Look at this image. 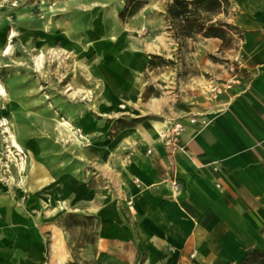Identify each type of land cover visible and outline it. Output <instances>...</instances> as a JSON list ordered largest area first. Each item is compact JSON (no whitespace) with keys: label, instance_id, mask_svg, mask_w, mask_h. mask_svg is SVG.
Masks as SVG:
<instances>
[{"label":"rangeland","instance_id":"1","mask_svg":"<svg viewBox=\"0 0 264 264\" xmlns=\"http://www.w3.org/2000/svg\"><path fill=\"white\" fill-rule=\"evenodd\" d=\"M226 1L214 22L226 23ZM169 3L121 19L127 0H0V191L48 224L56 264L90 261L96 222L72 197L51 203L49 186L55 196L69 176L117 195L110 169L125 162L114 153L142 148L156 123L164 142L166 127L197 119L204 87L239 50L238 30L216 51L201 35L175 38ZM63 119L81 144L61 135Z\"/></svg>","mask_w":264,"mask_h":264},{"label":"crops","instance_id":"2","mask_svg":"<svg viewBox=\"0 0 264 264\" xmlns=\"http://www.w3.org/2000/svg\"><path fill=\"white\" fill-rule=\"evenodd\" d=\"M228 1L240 84L214 101L204 87L197 122H182V150L165 147L153 125L142 148L115 151L125 162L110 169L117 195L69 176L55 196L49 186L51 203L72 197L96 222L90 261L78 264H240L247 251L264 252V0ZM206 41L214 51L221 44ZM46 231L41 217L0 191V264H56Z\"/></svg>","mask_w":264,"mask_h":264},{"label":"trees","instance_id":"3","mask_svg":"<svg viewBox=\"0 0 264 264\" xmlns=\"http://www.w3.org/2000/svg\"><path fill=\"white\" fill-rule=\"evenodd\" d=\"M152 0H127L120 18L132 17L144 4ZM166 19L169 21L175 38H191L201 35L204 38H217L222 42L235 27L223 22H214L221 14H226V0H169ZM240 264H264V252L249 250Z\"/></svg>","mask_w":264,"mask_h":264},{"label":"built area","instance_id":"4","mask_svg":"<svg viewBox=\"0 0 264 264\" xmlns=\"http://www.w3.org/2000/svg\"><path fill=\"white\" fill-rule=\"evenodd\" d=\"M242 69V58L236 53L234 57L231 58L229 66L227 69L228 77L223 81H211L209 82L206 93L211 100H216L221 95L226 94L232 90L235 86L240 84V71ZM197 122L196 118H193L190 123L195 124ZM201 124H207L206 121H202ZM184 128L180 123H176L171 127H166L164 132V145L168 147L171 151L176 152L182 150V146L179 142V137L183 132ZM173 191L179 190V185L177 183L172 184ZM131 205V202L128 203Z\"/></svg>","mask_w":264,"mask_h":264},{"label":"bare ground","instance_id":"5","mask_svg":"<svg viewBox=\"0 0 264 264\" xmlns=\"http://www.w3.org/2000/svg\"><path fill=\"white\" fill-rule=\"evenodd\" d=\"M97 33V32H96ZM107 59H109V58H107ZM39 65V64H38ZM5 92L2 90V89H0V95H5L4 94ZM70 123V122H69ZM67 121H65L64 119L63 120H61V121H58L57 122V127L60 129V133H61V135H65L68 139H71V140H73L74 142H76L77 144H81V142H80V139H83V137L82 136H80V137H78L77 136V134L79 133V131L78 130H76V129H74L73 128V126H71L70 124H69ZM87 124V123H86ZM85 124V125H86ZM82 125H84V124H82ZM84 125V126H85ZM87 126H88V124H87ZM160 126H164V123H156L155 124V129H160ZM86 127V126H85ZM84 127V128H85ZM84 128H82L83 129V131H84ZM87 129H88V127H86ZM87 129H85V130H87ZM7 130V129H6ZM9 134H11V133H9ZM10 139H11V143H12V146L15 148V149H17V151L18 152H21V148H20V146L17 144V142H16V140H15V138H14V136L13 135H10Z\"/></svg>","mask_w":264,"mask_h":264}]
</instances>
